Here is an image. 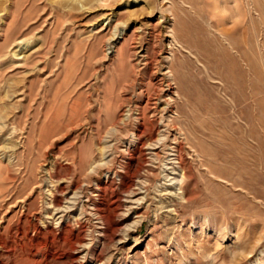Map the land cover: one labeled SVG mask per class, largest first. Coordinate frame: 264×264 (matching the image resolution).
Masks as SVG:
<instances>
[{
    "label": "rangeland",
    "instance_id": "rangeland-1",
    "mask_svg": "<svg viewBox=\"0 0 264 264\" xmlns=\"http://www.w3.org/2000/svg\"><path fill=\"white\" fill-rule=\"evenodd\" d=\"M0 264H264V0H0Z\"/></svg>",
    "mask_w": 264,
    "mask_h": 264
},
{
    "label": "bare ground",
    "instance_id": "bare-ground-1",
    "mask_svg": "<svg viewBox=\"0 0 264 264\" xmlns=\"http://www.w3.org/2000/svg\"><path fill=\"white\" fill-rule=\"evenodd\" d=\"M135 1V0H134ZM163 8L165 4H161ZM167 9V8H166ZM164 10V8H163ZM165 12H167V10H164ZM115 37V36H114ZM119 36H117L118 38ZM143 60L144 61V64L146 65L148 63V60L147 58L144 56H142ZM165 102L169 101V99H165L164 100ZM167 102V106L170 105V103ZM155 101L152 105H155ZM146 106L145 108L147 110H149L148 114L149 116H151V118H154L155 117V111L156 110H153L152 108H150L149 106L151 105L149 102L146 103ZM154 107V106H153ZM143 108V109H145ZM151 109V110H150ZM146 113L141 110V112L139 111L138 113V116L136 117V124H135V132L137 133L136 136H135V150L138 152V153H142L144 150L146 149H149V150H155L157 151L160 147H163L165 146V142H163L161 144L160 147H157L155 145H157L159 142H149V143H146V140L144 139V137H146L147 135H150L153 133V131L155 130V124H154V120H146ZM148 119V118H147ZM161 121V120H160ZM163 121V120H162ZM163 123H166V127L168 128H171V123L169 122V120H164ZM175 123V122H174ZM160 123L157 122V127ZM154 143V144H153ZM180 150H181V143L180 141H176L174 143V146L172 148H170V151L172 152V154L170 155V157L172 156V160L175 161V164L178 165V168L182 169V160H181V156H180ZM156 156H157V152L155 153ZM169 155V154H168ZM128 159H129V153H128ZM127 164V163H126ZM183 170V169H182ZM127 175V181L128 183H131L132 182V175L130 174H126ZM182 189V188H181ZM98 196V194H97ZM56 207H59L60 205L58 204V202H56ZM55 207V206H54ZM93 207L94 208V216H95V220H97V225H99L100 227H97L98 229H101V233L104 235V236H107L108 237H112L115 233V230H114V224L109 220V219H106L103 214H102V210L99 209L98 205L97 204H93ZM62 224H64V222H62Z\"/></svg>",
    "mask_w": 264,
    "mask_h": 264
}]
</instances>
